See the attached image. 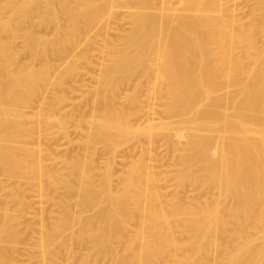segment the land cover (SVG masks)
Instances as JSON below:
<instances>
[{
  "label": "bare ground",
  "instance_id": "bare-ground-1",
  "mask_svg": "<svg viewBox=\"0 0 264 264\" xmlns=\"http://www.w3.org/2000/svg\"><path fill=\"white\" fill-rule=\"evenodd\" d=\"M244 2L0 0V174L19 180L0 264L19 243L25 264H264V0ZM72 123L81 159L42 147Z\"/></svg>",
  "mask_w": 264,
  "mask_h": 264
},
{
  "label": "rangeland",
  "instance_id": "rangeland-1",
  "mask_svg": "<svg viewBox=\"0 0 264 264\" xmlns=\"http://www.w3.org/2000/svg\"><path fill=\"white\" fill-rule=\"evenodd\" d=\"M239 2L245 3L244 0H239ZM244 9H245V7H244ZM14 48L16 50H19V48H20V42L19 41H17L14 44ZM84 82H87L85 84H87L88 86H89V84H90V86L93 84L90 81L88 82V80H85ZM86 88H87V86H86ZM88 97H90V96H88V94H87V92L85 90H83L81 92H78L76 95H74L72 97V113H76V114L79 113V114H81V116H85V114H86V116H88L89 113H90V109H91L90 101H89V104L87 103L88 102L87 101ZM89 107H90V109H89ZM66 109H67V111H69L70 106H68ZM24 110L25 111H29L27 109H24ZM138 122H136V123H138ZM67 134H68L69 138L72 139V143H70V144L67 143V139L66 138H62V136L59 135V136H56L55 138L50 139L48 141L43 139L41 141V145L44 148L47 147V148H50L52 150L55 149L56 152H58L59 154H72V157H77V158L81 159L82 155L84 153V150L82 149L81 146H79L75 142V140L78 137H81L82 134H84V132L83 131L80 132L78 129H76L74 127L73 123H72V125H70V124L68 125ZM139 140H140L141 145H142L143 138L139 139ZM134 141H131V142L133 143ZM137 142H139V141L138 140L135 141L134 143H136V144H134V143L133 144L131 143V144L136 146ZM159 144H161V143L160 142L157 143V147H156L155 153H158L159 156H163L164 158H166L165 153H163L165 151H161L160 150L161 151L160 152L159 150H157L159 148L158 147ZM139 146H140V144L136 146L138 148V149L136 148V150H135V147H134L133 151L132 150L128 151L129 154H127V150H126L124 152V156L126 155L127 158H129V159H131L132 157L136 158L137 153L139 151ZM143 146H145V145H143ZM159 149H161V148H159ZM103 151H102V148H100V147L96 149V155H94V161H95L94 163H95V165H96V163H97V165L98 164L101 165V163H98V162H102L103 161L102 158L105 157L103 155V153H104ZM49 165H51V164H49ZM119 165L118 164L115 165V167H117L116 170L118 172L120 171L119 168L122 169V167H123V165H122V167H121V165L120 166ZM57 166H59V165H57ZM0 180L2 181L3 185L5 186L3 189H0V208H1L0 211H2V209H4V208L12 209L13 205H14V199H13V197L11 195V192H12V189L14 188V186L18 183L19 180L16 179V178H8V177H6L4 175H1V174H0ZM113 184H115V182ZM76 194H77L76 191H72V201H74L76 199V197H77ZM22 198H23V200H24L26 205H29L30 202L33 199L31 194L28 193V192L24 193L22 195ZM28 211L32 212L33 209L29 208ZM0 245H6V244H4L3 242L0 241ZM15 247H16V250L14 251V253H12V257L16 258V264H25L26 256L24 255V251L21 249L22 245L19 243V244H16ZM74 247H77V246H74ZM78 248H76V249H78ZM81 252H83V251H81ZM32 264H34V263H32ZM98 264H104V262L101 261Z\"/></svg>",
  "mask_w": 264,
  "mask_h": 264
}]
</instances>
